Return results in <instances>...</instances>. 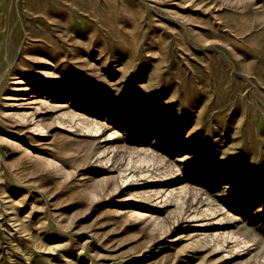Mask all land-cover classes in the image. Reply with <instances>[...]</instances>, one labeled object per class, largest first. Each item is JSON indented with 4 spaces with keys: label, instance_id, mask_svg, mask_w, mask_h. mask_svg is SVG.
<instances>
[{
    "label": "rangeland",
    "instance_id": "rangeland-1",
    "mask_svg": "<svg viewBox=\"0 0 264 264\" xmlns=\"http://www.w3.org/2000/svg\"><path fill=\"white\" fill-rule=\"evenodd\" d=\"M0 264H264V0H0Z\"/></svg>",
    "mask_w": 264,
    "mask_h": 264
},
{
    "label": "bare ground",
    "instance_id": "bare-ground-1",
    "mask_svg": "<svg viewBox=\"0 0 264 264\" xmlns=\"http://www.w3.org/2000/svg\"><path fill=\"white\" fill-rule=\"evenodd\" d=\"M68 120H70L71 121V119H68ZM89 120V119H88ZM88 120H85L84 122H88ZM27 122V121H26ZM30 124V123H29ZM74 124V123H73ZM55 126V125H54ZM83 126V125H82ZM81 125H75V128L73 129V131L72 132H76V133H82V134H89V135H92V134H95V133H91V132H87L86 133V131H85V129H83V127H82ZM65 128V127H64ZM91 130V129H90ZM89 130V131H90ZM102 130H103V128H102ZM101 130V131H102ZM88 131V130H87ZM102 133V132H101ZM98 134V133H97ZM109 140H111L110 138H106V139H103V140H101V141H103V142H108ZM100 141L99 142H96V141H94V142H92V143H90V145H89V147H88V149H86L85 150V152H83V153H81V154H79V153H75V156H72V158L73 157H75L74 159H78L79 161H80V163H82L83 165H85V164H91L93 161H95L94 159H92L94 156H96L97 154H96V152H97V148H98V146L100 145ZM82 148V147H81ZM122 150H124V148L123 149H117L115 152H121ZM80 151V150H79ZM114 155V154H113ZM98 156V155H97ZM116 159V158H115ZM122 163H123V161L122 160H120V159H117L115 162H113V163H111L110 165H112V167H111V169H116V168H118L120 165H122ZM110 165H105V167H104V169H107V167L108 168H110ZM131 165V164H130ZM135 166H136V164H134ZM53 166V165H52ZM56 167V166H55ZM127 168V167H126ZM128 168H130V167H128ZM132 168H133V166H132ZM56 169V168H55ZM136 169H138V168H136ZM139 170H140V167H139ZM125 186H127V184L125 185ZM122 189L123 187H119V189Z\"/></svg>",
    "mask_w": 264,
    "mask_h": 264
}]
</instances>
